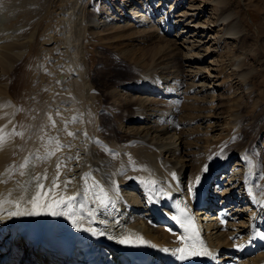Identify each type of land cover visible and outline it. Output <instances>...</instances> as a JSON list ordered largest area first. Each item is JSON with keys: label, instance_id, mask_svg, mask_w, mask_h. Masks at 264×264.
Listing matches in <instances>:
<instances>
[{"label": "bare ground", "instance_id": "bare-ground-1", "mask_svg": "<svg viewBox=\"0 0 264 264\" xmlns=\"http://www.w3.org/2000/svg\"><path fill=\"white\" fill-rule=\"evenodd\" d=\"M79 1L0 0V136L6 138L5 142L0 144V261L7 257L4 264H16L19 258L21 259L20 264H124L122 259L131 254L132 247L145 241L152 248L158 249L159 254L171 262L173 259H177L185 248L187 239L183 236V232L187 224L183 220L187 219L188 215L192 217L191 214H194L195 207L201 205L200 212L207 216L205 219H208L206 230L211 239L210 244L214 255L221 256V251L226 250L222 254L223 258L219 261L222 260L223 264H234L231 261L234 256L231 257L229 254L237 244L232 243L229 239L233 234L222 232L226 228V223L218 216L222 211H225L230 200L234 204V188L238 185L237 182H234L240 177L236 178L237 174H233L230 180L234 182L229 188L226 185L223 193L219 192L221 187H218L217 183L213 185L215 186L213 195L208 196L206 191L203 192L204 187L206 190L209 175L227 168L230 154L216 160L210 167L205 166L201 172L198 170L196 176H192L194 178L190 186H188L189 184L184 186L181 179L193 164H183L181 160L172 162L173 167L168 170L170 174L174 171V175L172 174L173 183L170 182L171 178L167 171L169 176L167 174H165L166 177L163 176L165 179L168 177L169 181L161 183L162 180L164 181L160 178L161 171L153 170V161L151 162V160L154 159L155 162L154 157L147 160L152 165L146 160V162H142L143 160L138 157V161L142 160L140 164L143 163L142 166L140 165L141 169L138 170L144 169L143 173L146 174L140 180V171L136 172L138 176H136L137 179H134L133 175L123 178L120 176L121 178H119L113 170L112 161L116 160L115 158L119 154H123L121 152L124 150L123 148L126 149L125 145L133 144L131 142L133 139L144 144H151L152 149L155 148V154H152L153 152L150 154L155 157L160 158L163 153L172 149L178 153V146L184 137L182 131L179 139L169 144L150 143V132L155 129V131L166 133L172 127L174 116L168 118L166 114L161 113L162 111L167 112V109L172 111L177 107L178 100L172 96L178 95L177 92L180 84L183 83V77H180L179 81L174 78L167 80L164 78L163 81L156 79L157 81L154 80L150 83L152 79L147 78V73L138 71L132 81L125 83V87L141 89L138 91L140 96L137 101L133 104L129 103L127 106H132L130 109L134 111L133 116L135 117L131 121H135L137 118L147 124L144 130L137 134L124 131L120 135L121 140L129 139L130 142L117 144L120 146L117 148L106 144V142L97 146L96 143L89 142L90 139L87 135L89 133L87 126L89 125H87L86 118H83L85 116L81 114L83 110L81 111V107L79 108L86 101L85 92L79 84L84 80L83 64L86 60L84 62L85 56L82 57L83 55L77 52V34L72 27L71 19L74 13L73 8L79 6ZM218 3H222L221 8H223V2ZM122 4L121 6H123ZM120 8L117 12L122 11ZM115 9L112 8L114 12L117 10ZM179 17L181 18V16ZM226 18L228 19L225 14H221L216 21L223 20L224 23V21H228ZM166 20L168 23L169 19ZM130 23L133 24L132 21ZM192 23L185 26L188 28L187 33L193 32L190 30L191 28H196V25ZM164 25L167 30L169 27L167 28L166 22ZM171 25V30H174L177 22L171 21ZM132 28L134 27L132 26ZM121 30L126 31L131 28ZM168 32V35H171L172 31ZM228 33L231 32L228 31ZM185 35L179 36L180 39L185 38L183 37ZM139 36H134V38ZM187 36L189 37V35ZM166 37L163 35L161 41H166L170 46L178 44V37L175 39ZM188 39L183 41L189 43ZM15 65L19 66L18 75L16 82H12V69ZM153 93H157L164 99L156 101V97L151 96ZM132 99L135 100V98ZM108 112L110 111L108 110ZM153 116H155L154 120L159 123L153 121L150 126L148 124ZM69 133L73 135H69ZM108 140L110 141V139ZM148 144L146 147H150ZM138 146H141L140 150H137L141 154L140 158L149 153L147 148L142 149L143 144ZM239 146L234 147V152L239 151ZM240 147L242 148V146ZM144 152L147 153L144 154ZM49 153L52 154L48 155ZM239 153H241V149ZM147 155L149 156V154ZM240 155L239 163L236 161L238 167L243 165L241 162L246 164V161L249 160H245L247 152L246 155ZM255 159L253 158V160ZM58 164L60 165L59 171H57ZM125 168H123L124 171L128 169ZM257 168L253 196L251 194L252 197H250L255 210V219L248 231V240H244L245 242L239 246V248L242 247V253L245 249L244 245H247L253 238V233L256 230H264V198H261L264 192L260 193L264 185L258 175L262 173L260 161H258ZM171 169L173 170L170 172ZM135 170L137 171V169ZM217 180L220 182L219 179ZM53 181L58 187L53 186ZM68 181L70 182L65 184ZM40 184L44 185L43 190L39 188ZM137 184L146 190V199L152 198L148 200V204H151V211H156L154 214L156 220H151V218L145 217L149 214L143 216L142 213L138 219L135 217L130 219L134 203L136 202L137 208L141 207L139 206L141 198H133L129 195H124V197L121 193L126 187L136 189ZM180 191L184 198L181 197L182 194H179ZM38 192L41 193L40 199L36 202L39 206H34L33 197ZM44 192L48 193L47 197L44 196ZM186 195H189V198H185ZM216 195H221L222 204L224 203L225 206L216 205ZM131 199L133 201L135 199V202L132 203ZM225 199L226 201H224ZM101 201L105 203H101ZM151 201L154 203L152 204ZM159 205L165 206L168 211L172 210L173 213L161 210ZM13 212L17 214L10 215ZM140 218H145L142 222L144 226L140 224ZM202 219L198 224L200 223L199 226L204 230ZM161 220L163 223H155V221ZM66 239L76 247V259L57 256L55 253L49 254L52 243ZM122 240L125 242L121 243ZM262 255V258L253 259L249 264H264V253Z\"/></svg>", "mask_w": 264, "mask_h": 264}, {"label": "rangeland", "instance_id": "rangeland-1", "mask_svg": "<svg viewBox=\"0 0 264 264\" xmlns=\"http://www.w3.org/2000/svg\"><path fill=\"white\" fill-rule=\"evenodd\" d=\"M109 1L113 0H80L79 6L76 5L78 9L74 7V13L71 16L74 24L72 27L77 34L76 44L79 47H77V52H80L82 57L85 56L83 59L84 62L85 60L87 62H85L86 65L83 64V76L86 80L79 83L85 92L86 101L79 108L81 107V111L83 110L81 114L85 116L83 118H86L87 125H89L87 126L89 142L96 143V146L106 142V144L117 148L120 147L118 145L130 142L129 139L121 140L120 135L124 131L137 134L144 130L147 124L137 118L135 121H131L135 117L133 116L134 111L130 109L132 106H127L129 103L133 104L137 101L140 96L138 91L141 89L125 87V83L132 81L138 71L147 73V78L152 79L150 83L156 79L163 81L164 78V80L174 78L179 81L180 77H183V83L180 84L177 92L178 95L172 96L178 100L177 107L172 111L167 109V112L162 111L161 113L166 114L168 118L174 116L172 127L166 133L155 131V129L150 132V143L169 144L178 140L182 131L184 133L181 140L183 143L181 142L178 146V153L172 149L163 153L160 158L157 156L156 158L155 155L150 154V152L155 154V148L152 149L151 144H144L133 139L131 142L134 145L127 144L128 147L125 145L126 149L123 148L121 153L128 152L125 155L119 154L115 158L116 160L112 161L113 170L119 178L133 175L134 179H137L136 176H138L136 172L140 171V180L142 176L146 175L143 173L144 169L138 170L143 164L140 162L142 160V162H146L150 157H152L151 159L154 157L155 162L154 159L151 160L153 165L150 161L147 163L154 167V169L152 167L153 170L158 169L156 172L161 171L162 176L170 175L171 179H169L172 182L174 171L171 169L172 174H170L168 170L173 167L172 162L181 160L183 164H193L181 179L184 186L188 184L190 186L194 178L192 176H196L198 170L201 172L205 166L210 167L216 160L230 154L227 168L210 174L206 190L204 187L203 192L206 191L208 196L213 195L215 192L213 185L217 183L216 185L221 187L219 192L223 193L226 185L229 188L234 182L230 180L233 174H237L236 178L240 177V181L234 182L238 184L234 188V204L232 200L227 204L226 210L229 213V218L227 220V216H225L226 228L222 232L233 234L229 239L232 243L237 244L234 245L235 247L233 246L234 250L229 254L231 257L234 256V259L231 260L234 264H249L253 259H260L252 258L254 256H241L244 255V252L240 254L239 246L245 242L244 240H248V231L255 219V210L250 197L253 196L258 161H260L262 172L258 175L264 185V0H221L224 4L223 8H221L222 3H218L221 2L220 0H114L111 3ZM114 4L116 7L113 6ZM112 8L117 10L115 9L114 12ZM119 8L123 13L122 11L117 12ZM222 10L226 12L224 13ZM173 14L177 16L175 17ZM221 14L228 17V19L226 18L227 22L216 21ZM161 18H165V20ZM166 19H169L168 23ZM131 21L133 24L130 23ZM161 21L166 22L167 28L169 27L167 30L165 25L163 26L165 22ZM171 21L177 22L174 30H171ZM192 22L196 28H191L190 30L193 32L187 33L188 28L185 26ZM124 28H131V30H121ZM169 30L172 31L171 35H168ZM228 31L231 33L229 34ZM183 34H186L183 36L185 38L180 39ZM138 35L142 36L134 38ZM163 35L171 39L178 37V44L170 46L166 41H161ZM187 39L188 42L190 41L189 43L183 41ZM18 68L19 66L15 65L12 69V82H16ZM153 95L151 96L156 97V101L164 99L157 93H153ZM87 99L89 100L87 101ZM154 118L155 116L150 118L148 125H152L151 122L155 121ZM142 144V149L145 147L149 150V153L144 152V154H149V156L146 154L147 158L145 155L140 158L141 154L137 151L141 148L138 145ZM147 144L151 148L146 147ZM235 146L236 148L239 146V151L235 149L238 153L234 152ZM130 148H132V152ZM240 149L241 153H239ZM240 154L246 155L245 160H249L246 161V164L241 162L243 165L238 167L236 161L241 157ZM252 156L256 159L253 160ZM138 157L142 160L138 161ZM110 164L112 165L111 162ZM123 168L127 171H124ZM162 176L160 178L164 181L159 179L162 180L161 183H167L168 177L165 179L166 176H163L164 178ZM217 179L220 182H217ZM138 185L140 184L136 185V189L126 187L121 193L122 196L141 198L139 205L141 207L138 208L135 199L134 201L131 199L132 203L135 202V206L130 213V219L134 217L138 219V216L149 214L145 217L156 220L154 218L156 211H151V204H148V200L152 198L146 199V190ZM152 191L155 190L152 189ZM261 191L260 193L264 192V187ZM179 194H182V191ZM262 196L264 195L262 194ZM262 196L261 198H264ZM181 197L184 198V195L182 194ZM185 198H189V195H186ZM215 198H217V206L222 204L221 195H216ZM185 200L187 202V199ZM222 205L225 206L224 203ZM159 206L158 208L161 210L168 211L165 206ZM200 206L195 207L194 214L199 221L203 218L202 224L206 227L208 220L205 218L207 216L200 212L202 209ZM168 212L170 213V211ZM140 219V224L144 226L142 222L145 218ZM155 223L161 224L163 221H155ZM224 252L226 250L221 251L220 259L223 258ZM226 257L228 258V256Z\"/></svg>", "mask_w": 264, "mask_h": 264}, {"label": "snow or ice", "instance_id": "snow-or-ice-1", "mask_svg": "<svg viewBox=\"0 0 264 264\" xmlns=\"http://www.w3.org/2000/svg\"><path fill=\"white\" fill-rule=\"evenodd\" d=\"M69 135H73L72 133H69ZM5 137H3V136H0V144H2V143H4L5 142ZM57 147H59V145H57ZM52 153H49L48 155H51ZM59 167H60V165L58 164L57 165V171H59ZM70 181H68V182H65V184H67V183H69ZM53 186L54 187H58V185H56V183H55V181H53ZM39 188L41 189V190H43L44 189V185L43 184H40L39 185ZM48 191H51V190H48ZM191 191V190H190ZM47 192H44V196L45 197H47ZM40 196H41V193L40 192H38L37 193V195L35 196V197H33V203H34V206H39L38 204H36V202L40 199ZM101 203H105L104 201H101ZM50 206V205H49ZM17 213H15V212H13V213H10V215H12V216H14V215H16ZM36 214H39V213H36ZM125 241H121V243H124Z\"/></svg>", "mask_w": 264, "mask_h": 264}]
</instances>
